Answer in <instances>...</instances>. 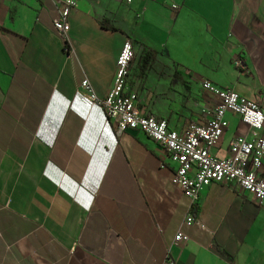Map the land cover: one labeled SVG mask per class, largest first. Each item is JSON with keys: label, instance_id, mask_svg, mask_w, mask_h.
Instances as JSON below:
<instances>
[{"label": "crops", "instance_id": "1", "mask_svg": "<svg viewBox=\"0 0 264 264\" xmlns=\"http://www.w3.org/2000/svg\"><path fill=\"white\" fill-rule=\"evenodd\" d=\"M55 17L51 2L0 0V264H264V203L234 184L202 189L189 242L173 245L189 206L175 166L80 89L103 99L129 41L142 116L205 124L216 100L202 80L264 110V0H77L65 40ZM225 120L219 160L247 132Z\"/></svg>", "mask_w": 264, "mask_h": 264}, {"label": "built area", "instance_id": "2", "mask_svg": "<svg viewBox=\"0 0 264 264\" xmlns=\"http://www.w3.org/2000/svg\"><path fill=\"white\" fill-rule=\"evenodd\" d=\"M43 1L54 4L56 17L52 25L65 40L69 32L68 18L70 12L76 8L77 0ZM132 59V45L125 41L116 60L112 86L103 99L96 97L86 78L80 82V89L85 99L99 107L106 118L115 124L118 134L127 130L143 132L163 148L166 158L175 166L171 184L187 197L189 206L172 244L189 242L183 227L197 225L193 205L202 189L212 184H234L240 192L251 194L257 202L264 203V178L259 175L264 167V110L261 105L234 90L220 89L210 81L202 80L201 89L216 100L212 116L205 124L193 122L183 132L178 133L170 130L165 120L140 114L135 97L127 93ZM234 64L243 69L239 60H235ZM228 112L239 118L247 132L233 137L229 143L228 157L219 160L210 151L221 140L227 127L225 114Z\"/></svg>", "mask_w": 264, "mask_h": 264}, {"label": "trees", "instance_id": "3", "mask_svg": "<svg viewBox=\"0 0 264 264\" xmlns=\"http://www.w3.org/2000/svg\"><path fill=\"white\" fill-rule=\"evenodd\" d=\"M65 46H66V44H65ZM196 211H198V207L197 206H195L194 214H196Z\"/></svg>", "mask_w": 264, "mask_h": 264}]
</instances>
